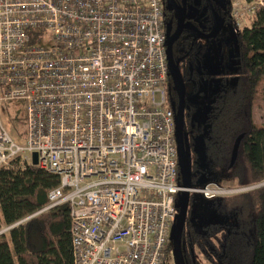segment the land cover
Masks as SVG:
<instances>
[{
	"label": "built area",
	"instance_id": "built-area-1",
	"mask_svg": "<svg viewBox=\"0 0 264 264\" xmlns=\"http://www.w3.org/2000/svg\"><path fill=\"white\" fill-rule=\"evenodd\" d=\"M259 10L264 0H231L234 29ZM165 29L162 0H0V101L25 114L23 145L0 119V167L36 152L58 176L39 212L68 204L74 264H163L183 189Z\"/></svg>",
	"mask_w": 264,
	"mask_h": 264
},
{
	"label": "trees",
	"instance_id": "trees-1",
	"mask_svg": "<svg viewBox=\"0 0 264 264\" xmlns=\"http://www.w3.org/2000/svg\"><path fill=\"white\" fill-rule=\"evenodd\" d=\"M169 10L164 8V12ZM235 32V69L215 74L219 78L215 90L207 100H201L206 106L202 121L189 115L191 109L184 116L192 186H253L264 180V125L255 122L253 113L256 101L264 98V10L257 12L250 25ZM188 46L187 41H176L173 58L180 56L175 62L182 82L194 80L195 91L202 93L201 63L193 56L194 48ZM166 89L172 90L169 74ZM16 114L12 120L24 135L25 114L18 117L20 124L14 119ZM239 135L236 158L230 165ZM58 183L57 175L21 155L0 167V228L9 227L7 233H0V264H74L68 204L39 212L48 202L49 190ZM199 196L190 193L182 231L185 264H198L196 252L212 264H264V185L230 195ZM171 250L170 243L164 258Z\"/></svg>",
	"mask_w": 264,
	"mask_h": 264
},
{
	"label": "rangeland",
	"instance_id": "rangeland-1",
	"mask_svg": "<svg viewBox=\"0 0 264 264\" xmlns=\"http://www.w3.org/2000/svg\"><path fill=\"white\" fill-rule=\"evenodd\" d=\"M163 4V1H162ZM47 40L43 44L44 46H50L52 44L50 33H46ZM196 52L193 56H196L201 63V71L206 79H200V92H205L204 94L194 91L195 83L189 84L188 94L198 101L195 113L193 115L194 119L197 121H202L203 113L206 106L201 102L202 99L207 100L209 96L215 90L219 78L215 76L218 72H232L235 67L234 56L237 52V35L234 28L230 24H226L223 28L222 33L218 34L213 38L195 39ZM264 77V74H263ZM233 81V78L231 79ZM263 82V81H262ZM262 87H264V82ZM199 88V87H198ZM190 92L192 94H190ZM204 97V98H203ZM200 104V105H199ZM19 111V113L17 112ZM17 113V114H16ZM24 113V104L21 101H0V119L11 138L18 144L23 145L25 143L24 135L20 134V127H17L12 117L16 114L14 118L16 123L18 122L21 114ZM254 120L259 124L264 125V98L258 99L254 105ZM198 149L200 144L197 143ZM197 198H201L199 194L194 193ZM181 199V193L177 195V203L179 204ZM170 237L172 238V232L170 231ZM196 260L198 264H212L211 261L202 257L201 253L196 252ZM163 264H176L173 252H170L163 261Z\"/></svg>",
	"mask_w": 264,
	"mask_h": 264
},
{
	"label": "water",
	"instance_id": "water-1",
	"mask_svg": "<svg viewBox=\"0 0 264 264\" xmlns=\"http://www.w3.org/2000/svg\"><path fill=\"white\" fill-rule=\"evenodd\" d=\"M171 7L176 8L173 0H164ZM184 16L182 13L177 11V28L174 33L171 34L170 25H166L165 36H166V58H167V66H168V74L173 83V87L178 95V103L176 106L172 105V108L175 112V141L177 148V163H178V171L180 178V185L183 188L181 193V199L179 204L177 205L178 212L176 214V219L172 225L171 232V246L173 250V254L175 257L176 264H185V260L182 254L181 249V237L182 231L184 228L190 192L189 188L192 187L191 184V168L187 159V151L185 148L184 135H183V124H184V101H185V90L184 85L182 83L180 74L178 72L176 62L173 59L172 55V46L174 41L179 37L182 28L184 27ZM214 34H207V36H213ZM241 139V135H239L232 149L231 162L230 165L233 164L237 154V148L239 141ZM31 163L33 165L37 164V154L33 152L31 155Z\"/></svg>",
	"mask_w": 264,
	"mask_h": 264
},
{
	"label": "flooded vegetation",
	"instance_id": "flooded-vegetation-1",
	"mask_svg": "<svg viewBox=\"0 0 264 264\" xmlns=\"http://www.w3.org/2000/svg\"><path fill=\"white\" fill-rule=\"evenodd\" d=\"M162 1H163V9L165 7L170 9L169 11L164 12V15H165L166 25H170L171 34L174 33V31L177 28V11H179V13H182V15L184 16V22H183L184 27L182 28L179 37L174 41L173 45L178 40L180 43L187 41V45H189L188 49H191L192 47V49L194 48V51H196L197 50L195 47L196 38L205 39V38L216 37L218 34L222 33L223 28L226 24L231 25L230 23V21H232L231 18L230 21L229 19L227 20V13L229 12L228 7L231 0H173L175 6L177 7V10L176 8L168 5L164 0ZM164 2L166 5L164 4ZM229 17H230V12H229ZM207 34H214V35L209 37L207 36ZM184 51L185 53H187V50ZM179 57L180 56L176 57L177 60L175 61L177 63L180 60ZM193 81H188L185 83L182 82L185 90L184 116L188 114L189 110L191 109L189 115L192 118H194L193 115L197 107V104H195V102L197 100H194V98H192L188 94V90H189V84L194 83ZM190 94L192 93L190 92ZM167 96L169 101H171V104L173 106H176L178 103V95L173 87V83H172V90L171 91L169 89L167 90ZM173 97L176 98L172 99ZM192 103H194V105Z\"/></svg>",
	"mask_w": 264,
	"mask_h": 264
},
{
	"label": "crops",
	"instance_id": "crops-1",
	"mask_svg": "<svg viewBox=\"0 0 264 264\" xmlns=\"http://www.w3.org/2000/svg\"><path fill=\"white\" fill-rule=\"evenodd\" d=\"M5 226H2L1 228H0V233H7V231H2V229L4 228Z\"/></svg>",
	"mask_w": 264,
	"mask_h": 264
}]
</instances>
